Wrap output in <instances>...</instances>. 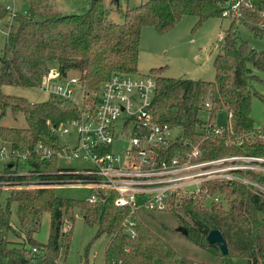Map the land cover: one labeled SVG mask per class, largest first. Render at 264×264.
<instances>
[{
  "label": "trees",
  "instance_id": "1",
  "mask_svg": "<svg viewBox=\"0 0 264 264\" xmlns=\"http://www.w3.org/2000/svg\"><path fill=\"white\" fill-rule=\"evenodd\" d=\"M226 0H146L121 12L122 21L108 19L102 0H91L83 14H68L51 18H35L30 9L15 15V24L5 36L4 54L0 57V122L7 112L21 115L23 128H7L0 124V143L22 156L29 170L18 174L8 163L0 173V187L27 186L32 189L8 190L5 205L0 207V232H16L10 225V205L15 204L18 229L25 246L9 247L0 239V264H58L61 249H66L71 227L65 219L73 208L81 211L83 223L95 229L94 238L110 237L103 253V264H193L176 257L175 252L159 237L136 221L132 234L123 222L128 209L116 208L112 192H103L94 203L58 198L50 186L78 177L71 170L55 168L35 153L39 144L53 148L58 137L50 128L76 118L74 109L48 98L41 103H29L22 98L5 96L3 86L36 88L41 76L55 63L61 73L72 71L83 84L87 95L96 94L102 81L112 74L134 75L138 56L140 31L151 27L162 35L169 32L183 16L195 17L194 28L210 18H222ZM110 6L113 1H110ZM236 17L230 20L220 48L212 61L211 82L191 79H171L161 75L162 68L147 73L155 80L150 102L154 121L177 129L179 134L167 148L177 153L196 149L201 160L232 155L264 156V143L256 138L257 128L250 116V99L257 96L262 103L264 131V96L252 90L260 82L251 70L264 73V52H254L234 37L235 23L242 25L254 37L264 38V1L248 0L239 4ZM0 4V21L6 16ZM222 110L228 123L221 136L210 133L215 116ZM200 113H206L202 120ZM240 142V145H237ZM264 186V178L243 173ZM1 193V192H0ZM219 194L226 210L203 195ZM200 198H179L172 212L179 220L186 239L197 248L211 252L218 264H264V195L235 182L206 185ZM104 198V199H103ZM48 213L49 233L44 245L32 240L38 230L41 215ZM184 218H187L185 220ZM67 221V220H66ZM72 222V217L69 218ZM66 226V229H63ZM216 230L222 236L226 254L205 241L207 233Z\"/></svg>",
  "mask_w": 264,
  "mask_h": 264
},
{
  "label": "built area",
  "instance_id": "2",
  "mask_svg": "<svg viewBox=\"0 0 264 264\" xmlns=\"http://www.w3.org/2000/svg\"><path fill=\"white\" fill-rule=\"evenodd\" d=\"M241 3V0H226L221 17H236ZM3 8L8 20H12L15 15L12 6L7 4ZM75 86L83 91L79 105L71 99ZM36 88L48 98L74 109L77 116L51 127V132L58 137V144L53 148L38 144L35 153L47 161L53 159L57 169L59 160L88 165L79 170L64 169L71 170L78 177L50 187L77 185L88 188L91 197L87 203L102 199L104 191L114 193V207L128 209L123 225L130 234L137 221L136 212H161L171 205L174 207L179 198H199L200 194L206 193L207 184L235 182L264 195V186L243 174L251 173L264 178V156L232 155L201 160L196 149L179 154L167 148L176 135H172L174 128L154 121L150 113L155 90V80L150 75L112 74L101 82L96 94L87 95L75 73H61L56 66L48 68ZM68 127L74 132H70ZM211 127L212 136L222 135L224 127ZM259 128L256 138L264 143V131ZM71 133L74 142L70 146L64 137ZM112 146L117 149L112 151ZM0 158L24 160L3 145L0 147ZM35 186V183H30L27 186H2L0 189H32ZM207 198L214 203L217 201L214 196Z\"/></svg>",
  "mask_w": 264,
  "mask_h": 264
},
{
  "label": "rangeland",
  "instance_id": "3",
  "mask_svg": "<svg viewBox=\"0 0 264 264\" xmlns=\"http://www.w3.org/2000/svg\"><path fill=\"white\" fill-rule=\"evenodd\" d=\"M108 11V19L120 24L122 21L121 12L126 8L138 6L146 0H102ZM110 1H113L110 6ZM248 0H241L247 2ZM264 1V0H263ZM91 0H4L1 5L12 6L15 15H23L28 9L35 14V18H51L68 14H83L89 6ZM15 15L12 20L5 16L0 21V57L4 54L5 35L10 27L8 22L15 24ZM221 17V16H220ZM229 18V17H228ZM228 18H210L198 28H194L195 17L183 16L175 26L167 33L159 35L151 27H144L140 31L138 44V56L136 61V73L134 76L140 77L146 75L151 69L162 68L161 75L171 79H191L211 82L213 80L212 61L220 48V40L227 32L230 24ZM234 37L237 43H245L249 49L254 52H264V38L254 37L242 25L235 23ZM56 67L55 63L49 65L50 69ZM252 75L259 78L260 82L252 83V90L258 95L264 96V73L251 70ZM1 93L5 96L22 98L29 103H41L48 99V95L38 88H21L3 86ZM72 101L79 105L83 99L81 87L75 86L71 95ZM262 103L257 96L250 99V116L255 128L263 126ZM200 119L206 120L207 114L200 113ZM228 123L225 110L220 111L214 118L216 127H224ZM1 126L7 128H23L25 126L21 115L12 117L8 112L0 122ZM70 132L74 129L68 127ZM71 134L64 137L68 145L74 142V136ZM179 131L174 129L173 136H177ZM7 145L0 143L1 146ZM117 149L112 146V151ZM13 163V169L18 174H25L29 168L24 160L19 158L3 159L0 158V173L3 167L8 163ZM59 169H83L88 165L71 161L64 163L57 162ZM0 207L5 205L9 193L0 189ZM54 195L58 198L73 200L76 202H85L90 199L91 193L88 188L77 185H58L53 188ZM217 198L216 203L220 204L224 210L225 204L219 194H214ZM202 199L201 197H199ZM206 206L210 199L204 197ZM204 200V199H202ZM65 219V223L71 227L69 244L66 249H61L62 258L58 264H103V253L110 237L100 236L94 238L95 229L86 226L81 217V211L73 208ZM72 217V222L69 218ZM187 220V218H184ZM67 220V221H66ZM136 220L146 229L163 240L176 254L178 259L184 258L191 260L193 264H218L216 257L209 251L197 248L192 245L182 233V225L172 212L169 211H138ZM49 214L43 213L40 218L38 230L32 234L31 238L38 244L44 245L47 242L49 233ZM10 225L16 232H0V239L8 242L9 247H28L23 239V233L19 231L15 216V204L10 205ZM66 229V226H63ZM9 264V263H6Z\"/></svg>",
  "mask_w": 264,
  "mask_h": 264
},
{
  "label": "water",
  "instance_id": "4",
  "mask_svg": "<svg viewBox=\"0 0 264 264\" xmlns=\"http://www.w3.org/2000/svg\"><path fill=\"white\" fill-rule=\"evenodd\" d=\"M181 232L185 234V230L182 229ZM205 241L208 244H213L217 246L218 250L220 251L222 255L226 254L227 251H226L224 240L218 231L216 230L209 231L205 237Z\"/></svg>",
  "mask_w": 264,
  "mask_h": 264
}]
</instances>
